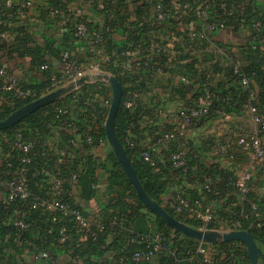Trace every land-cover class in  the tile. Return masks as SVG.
<instances>
[{"label":"crops","instance_id":"1","mask_svg":"<svg viewBox=\"0 0 264 264\" xmlns=\"http://www.w3.org/2000/svg\"><path fill=\"white\" fill-rule=\"evenodd\" d=\"M34 8L27 13L25 17L18 14L17 20L12 21L8 29L0 30V39L12 40L17 35V29L20 27L23 32L31 35L33 41L38 42L42 46H49L53 51L44 53L45 64L48 70L39 69L38 65H32L28 56H8V54L0 50V65L6 67L11 73L16 75L23 85L34 86L44 85L47 87V78L52 72L60 74L68 65L60 59V53L63 43L66 40L64 35V27L62 28L60 21L54 19L49 12L46 14L45 9L48 7L49 0H32ZM67 3L69 10L82 8L83 16L89 23L93 32L102 30L105 26V19L108 22H114L113 30L109 43L104 42V49L108 52L120 50L121 47L129 46L139 51L138 57L149 59L156 62L160 66L159 70L144 69L128 64L123 56H112L107 62H100L101 68L98 74H108L116 77H125L126 86L133 87L131 93L134 105L136 102L144 107L145 114L137 124H131L127 129V136L136 140L139 145L143 144L151 147L158 155H162L165 146L160 141L162 132L169 129L173 114L179 107L191 104L196 97L207 87L227 88L231 84L236 83L233 78L235 74L236 63L241 64V51L246 49L249 41L248 29H235L231 25H225L224 28L215 32L205 30L203 21L200 18L191 16L190 11L182 9L183 20L180 23H164L157 22L154 18V8L156 3H168L180 7L186 1L195 2L198 6L207 9L209 20L213 19L215 8L213 5L222 4L224 0H124L123 6H118L116 0H62ZM111 4L108 10L105 5ZM242 12L246 11L248 15L257 14L263 21V35L261 44L264 46V0H242ZM0 25L6 26L0 20ZM144 36L149 38V42L145 41ZM35 39V40H34ZM71 41V40H70ZM153 42L154 44H151ZM157 46L155 48L154 46ZM72 59L75 66L81 68L86 74L92 76L89 81L82 84L90 85V93L88 100L93 109H100L104 100L111 97V88L105 81L98 80L93 77L91 64H94L97 57L85 50L84 46L75 42L71 49ZM191 69V70H190ZM253 81L251 80L250 83ZM105 84L108 88L104 94L100 92V84ZM71 86L65 82L59 87L53 88L52 91ZM255 95L259 92L258 87L253 82ZM139 90H137L138 88ZM72 93L68 91L56 100L64 98ZM0 101H4L0 96ZM55 101V100H54ZM53 101V102H54ZM73 100L66 105L69 114L74 122L73 130L60 129L53 120L46 124L45 130L31 128L28 123H22V129L25 136L32 143V147H40L44 152L49 153V159L43 160L41 164L42 175L50 178L53 173H61L63 167L76 164L73 170L67 173V177L63 178L64 184L67 182L75 184L77 176L81 173L82 164L80 163L82 155L76 154L75 151L81 149L83 142H86V133L80 127L76 126V121L80 119V115L84 113V108H75L72 105ZM264 110V105H263ZM106 120V119H105ZM103 121V120H100ZM217 122V123H216ZM105 124V122H104ZM218 124V125H217ZM217 125V126H216ZM216 127V129L214 128ZM254 128L250 114L247 109L238 113H228L219 121L211 118L204 119L201 123L193 126L189 131V137L195 149L200 150V162L205 165H217L218 167L230 171L235 178L239 177L240 168L246 165L252 166L253 178L251 191L255 192L259 197L264 198V171L261 170V164L254 161L249 153H244L236 148L237 138L249 133ZM72 136L76 144L71 145L66 142L64 135ZM86 134V135H85ZM85 135V136H84ZM84 137V138H83ZM5 135L0 139V161L8 160L10 152L5 150ZM264 141V135H263ZM87 143V142H86ZM232 147L234 155L230 157V152L225 146ZM43 152V153H44ZM112 148L107 141L106 135L101 142L96 143L86 151H79L83 155H92L98 163L96 171V181L92 184L94 189L93 196L83 197L81 188H72L68 191V202L81 208L80 210L90 219L92 224H99L100 219L98 211L104 209L114 192L108 189L106 183L107 169L110 168L109 155ZM113 153V152H112ZM164 164V162L162 163ZM49 166V167H48ZM163 167L162 169H164ZM191 173L183 176L174 175L167 168L161 170L163 179H167L168 184L166 191L160 195L161 207H167V203L172 200L178 189L184 187L186 191L192 192L195 198H203L202 185L193 170ZM27 168L23 165L13 168L9 172L12 178L25 182V174ZM75 175V180H72ZM75 181V182H74ZM66 192V191H65ZM232 194V192H231ZM235 198H240L235 195ZM224 201H216L214 207H219L218 203ZM264 206V204H263ZM257 205L252 203V208L256 209ZM10 208V206H9ZM19 208L13 210H4L0 214V256H3L13 264H46L45 261L37 257V252L33 247L31 240L39 236L31 235L29 232H23L17 237L14 229L9 225L12 217L18 214ZM97 212V213H95ZM95 213V214H94ZM97 223V224H96ZM185 223V222H184ZM187 224V223H186ZM118 226V234L107 233L104 238L102 249L104 252L99 254L97 251H91L86 246L89 237L86 235H76L68 239L69 246L52 244L50 249L54 251V264H72L71 259H76L78 264H126L119 261V254L129 251L131 246L134 248L142 245V237H154L159 233L156 222L147 215L138 217L133 221L118 224L111 221L110 226ZM189 225V224H188ZM224 222L219 227L227 230H236L228 227ZM191 226V225H190ZM193 227V226H192ZM202 229L201 226L195 227ZM210 230V229H209ZM47 233L51 234L48 229ZM53 235V234H52ZM240 242V241H239ZM117 243L118 250L108 249ZM210 244V243H209ZM217 244H210V248L214 251L220 250L218 253L220 260L225 264H236L246 259L242 254H246L245 245H238L240 255L234 252L227 254L217 248ZM82 246L81 253L74 252V249ZM261 249L264 251V247ZM41 250V249H40ZM130 252V251H129ZM247 255V254H246ZM154 257L149 264H156Z\"/></svg>","mask_w":264,"mask_h":264},{"label":"trees","instance_id":"2","mask_svg":"<svg viewBox=\"0 0 264 264\" xmlns=\"http://www.w3.org/2000/svg\"><path fill=\"white\" fill-rule=\"evenodd\" d=\"M77 1V0H74ZM133 2H136L137 0H132ZM227 1V0H224ZM223 1V2H224ZM105 2V0H104ZM118 6L124 5V0H116L115 1ZM222 2V3H223ZM240 3L242 0L239 1ZM168 4V3H163ZM67 3L63 2L62 0H49L48 7L43 8L45 9L46 14H48L49 10L48 8L53 6L57 9L63 11V13H68L70 10L68 6H66ZM221 5V4H220ZM220 5H213V7L216 9L214 12L213 19L209 20H215L218 16V14L221 12ZM237 6L242 9V6H240L237 3ZM112 7V5L109 3L107 6L105 5L104 10H108ZM240 11V10H239ZM240 16H246V17H252V18H258L262 21L260 17L257 16V14L253 13L252 15H248L246 11L237 13L234 15H231L230 17H225V25H231L235 29H240L238 19ZM18 17V7L14 3L10 7H6L4 4V0H0V20L2 23H5L6 26L0 25V30L8 29L10 28L8 24H11L12 21L17 20ZM54 19L61 20V16L56 15L54 16ZM82 19L86 22L87 26L92 30L89 23L85 19L84 16L78 18ZM72 25L73 23L70 21V23L64 27V35L66 37V40L63 43L64 46H70L69 43L72 41L74 44L75 41H73V32H72ZM263 25V21H262ZM114 26V22H108L107 19H105V26H103L102 30L95 31L96 33H101L102 37L104 39V42L106 43L111 42L110 36L112 33V28ZM263 27V26H262ZM17 35L12 40H3L0 39V50L5 51L8 56L12 57L14 55L23 57L28 56L31 59V64L34 65H42L45 62L44 53L46 51H53V49H50L49 46L45 45L42 46L38 42L33 41V37L25 32H23V29L20 27L16 30ZM93 32V30H92ZM263 35V28L262 33L260 34V38L256 42V46L254 49H252L250 40L247 43L246 49H243L241 51V64L239 72H235L233 75V78L236 79L235 84H231L225 88V86H222L220 88H213V87H207L208 92L214 95L213 97V111L211 115L207 118L215 119V118H221L223 114L228 113H238L240 111H243L246 109V106L249 103V93L253 92L255 93V88L253 86V82L258 87L259 92L256 96V102L260 109V112L264 114L263 105H264V46L261 44V39ZM35 40V39H34ZM71 40V41H70ZM77 43V42H76ZM61 51L57 50V54ZM88 52V51H87ZM88 55H90V52H88ZM146 69V68H144ZM191 70V69H190ZM241 75H246L250 77V79L253 81L249 84V87L244 89L241 87L239 83V79ZM118 82L121 85L122 88V94H121V100L119 104V108L116 112L115 119H114V131L115 134L122 144L124 150L126 151V154L132 164V168L139 179L140 183L142 184L145 192L159 205H161L160 195L166 191L168 181L167 179L162 178V174L159 173L158 168H161V170H165L166 168L170 170L174 175L183 176L185 174L191 173V169L195 166V169L193 172H195L196 177L199 178L202 189H203V181L205 177H210L214 185L216 187V195H213L215 198V201H221L224 199L222 203H218L219 207H214V216L216 219H219L220 221L227 222L229 225L228 227L236 230H246L252 235H254L257 239V244L259 247H264V198L259 197L255 192L251 191L252 186V180L249 183V190L245 194L244 197H240L239 194L235 192V190L229 186V183L231 181L236 180L233 176V173L230 171L224 170L217 165H205L203 162H200V150L195 149L192 141L190 139V148L189 153L187 156V169L181 170V168L176 169L171 166V163L169 161L168 155L170 151L174 148L172 144L170 145H164L165 150L162 152V155H158L154 150L146 145L140 144L133 140V138L127 136V129L131 124H137L138 121L142 118V116L145 114V109L143 106L136 104L131 108H126L124 106V101L130 97H132L131 93L134 91L133 87L126 86V78L120 77L119 75L116 76ZM31 89H33V95L27 99H16L12 94L6 93L0 90V96L3 97L4 101H0V120H3L6 118L11 112L14 110L20 108L21 106L29 103L30 101L39 98L45 93V86L44 85H34L29 86ZM100 92L104 94L105 89L108 88L105 84H100ZM138 88V87H137ZM139 90V88L137 89ZM204 92V91H203ZM90 93V85H83L80 87L79 91L77 93H70L66 95L64 98L55 100L54 102H51L47 105H44L43 107L37 109L21 121L17 122L16 124L10 126L7 129L0 130V139H2V136L5 135L7 143L4 144L5 150L10 152V156L8 157V160H1L0 161V177L4 180L11 179L12 176L9 173L11 169L18 168L23 166L24 164L20 163L18 161V156L15 151L11 148V138L13 133L18 130V128L22 127V123H28L29 126L33 128H37L39 130H45L46 124L50 122L51 120L55 121L53 118V108L60 107L63 105H68L72 100V105H75V108H84V113L80 115V119L76 121V126L80 127V130L82 129L85 131L86 134H89L94 141L90 143L83 142L81 149H78L75 151L76 154L82 155L81 157V164H82V170L81 173L78 174L77 181L75 182L76 188H81V194L83 197H91L94 194V189L92 188V184L96 181V171L98 169V163L97 160L92 155H83L79 153V151H86L90 147L94 146L97 143V139L99 138H105V127H104V121H98L95 123H91L90 121V113L92 111L95 112V108L93 109L92 106H90V103L88 100ZM201 94V93H200ZM218 110L221 113L219 115L215 114L214 111ZM98 111V109H96ZM206 119V118H205ZM204 120V119H203ZM202 120V121H203ZM74 123V122H73ZM75 126V125H74ZM22 130V128H21ZM24 131V130H23ZM163 133V132H162ZM161 133V135H162ZM85 134V135H86ZM84 135V136H85ZM160 135V137H161ZM64 138L68 144H70V140L73 139L72 136H68L67 134L64 135ZM84 138V137H83ZM126 139H129L131 142L134 143V148H130L127 144ZM74 140V139H73ZM75 141V140H74ZM148 148L152 155L156 158V165L151 166L147 162L143 161L139 154L140 152ZM42 148L40 147H32V159L29 164H25L24 166L27 168V172L25 174V184L27 189L34 195L42 196L46 192L48 188V178L41 173V164L43 160L50 161V154L47 152H44ZM110 158V168L107 169V175H106V183L108 189H111L114 192V196L111 197L104 209H101L98 211L99 215L101 214L100 219L97 221L99 224L95 225L92 224L90 227V236L88 241L86 242V246L90 248L91 251H97L99 254H102L104 250L102 249V245H104V238L107 233H114L118 234V226H110V222H116L118 224L121 220V224L127 223V221H133L134 219L138 217H144L147 215L149 218L153 219L157 226L159 233L162 236V244L163 248L161 251H159L156 254V264H176L177 260L187 261L189 258H191L193 255H195V249L198 245L199 241L187 237L180 232L170 228L160 217L152 213L149 209H147L142 202L138 199L136 192L131 185L126 173L124 172L121 165L118 163L117 159L115 158L114 154L111 152L109 155ZM164 162V164H162ZM77 164V163H76ZM76 164L69 165L70 167H63L61 169V173L59 175L61 178L67 177V173L71 170H73V167H75ZM49 167V166H48ZM165 167L164 169H162ZM62 178V179H63ZM75 178V179H76ZM74 178L72 180H75ZM73 184L71 183H65L64 184V194L62 196V200L65 202H68V191L72 190L74 188ZM66 191V192H65ZM181 191L185 194H187L189 197L193 199L195 198L192 192L186 191L184 187H181L178 189V192ZM177 192V193H178ZM237 195L240 200L235 198L234 195ZM202 193L204 194L205 198L211 197L210 193L202 190ZM192 194V195H191ZM200 199V198H198ZM69 203V202H68ZM252 203L257 205L256 209L252 208ZM70 204V203H69ZM74 205V204H71ZM10 206V208H9ZM76 206V205H74ZM21 207L20 203L15 202L10 205H4L0 207V214L4 212V210H10L14 208ZM78 207V206H76ZM79 208V207H78ZM168 213H170L172 216L177 218L178 220L185 222L193 227L200 226L198 221L188 218L183 215H177L175 214L171 209L168 207H163ZM81 209V208H79ZM25 213L27 215L28 220L31 221L32 226L29 229V233L31 235H37L39 237L33 238L31 240V243L36 251L40 249H48L50 250V246L52 244L57 243L56 237V228L58 226L57 223H50L48 221V216L46 214H41L40 209L30 210L26 209ZM97 213V212H95ZM94 213V214H95ZM102 227L101 231H99V227ZM220 226V225H219ZM219 226H217L219 228ZM51 229V234L47 233V230ZM53 234V235H52ZM76 233H73L71 237L76 236ZM68 241V240H67ZM65 241L63 244L69 246V242ZM243 245L242 242L239 241H230V242H221L217 245L218 249H221L222 252H226L230 255V253H235L236 255H240V251L238 249V245ZM117 251L118 246L117 243H114L111 246L108 247V249H114ZM129 251L121 252L119 255H128L132 253L136 247L131 246L129 248ZM82 246L78 247V249H74V252L81 253ZM174 251V253H172ZM220 252V250H218ZM217 251V253H219ZM118 255V256H119ZM245 258H247L246 254H242ZM126 264H135V263H129L124 262ZM223 263V262H222ZM137 264H149V262H140ZM189 264H197L194 260L190 262ZM225 264V263H224ZM230 264V263H228ZM260 264H264V260H261Z\"/></svg>","mask_w":264,"mask_h":264},{"label":"built area","instance_id":"3","mask_svg":"<svg viewBox=\"0 0 264 264\" xmlns=\"http://www.w3.org/2000/svg\"><path fill=\"white\" fill-rule=\"evenodd\" d=\"M240 0H227L220 5V13L215 20L209 21L208 12L206 8L198 6L195 2L186 1L180 7L171 4H163L162 2L156 3L154 8V18L157 22L164 23H180L183 20V10L190 11L191 16L200 18L205 26V30L208 32H215L218 29H222L225 26V17L241 13ZM14 3L18 7V14L21 17H25L29 11L34 8L32 0H4L6 7H10ZM49 13L53 16H61L60 24L66 27L70 21L73 23V41L81 43L85 50L90 54L97 57L98 61L91 64L92 74L100 73L101 64L99 61L107 62L112 56H123L126 58L128 64H132L139 68H150L151 70H159L160 66L156 62H151L149 59H143L138 57L139 51L127 47H121L120 50H114L112 52L106 51L104 47V39L101 33L92 32L87 26L86 22L82 19H78L83 16L84 11L82 8L70 10L68 13L57 9L56 7H49ZM240 10V11H239ZM240 29H248L249 40L251 42L252 49L255 48L256 42L260 38L262 33V21L258 18H250L249 16H240L238 19ZM145 41L149 42V38L144 36ZM151 44H154L151 42ZM69 45L73 46L72 41ZM155 48L157 46L152 45ZM72 47L64 46L60 52V59L63 63L68 65L60 74L56 72L50 73L47 78L48 85L45 87V94L52 91L53 88L59 87L65 82L73 85L74 82L85 75V71L75 66V61L72 59L71 54ZM239 62L236 63L235 72H239ZM41 70H48L47 64L39 66ZM250 77L241 75L239 83L242 88L246 89L250 84ZM82 85H73L70 90L73 93H77ZM0 90L6 93L12 94L16 99H27L33 95V89L27 85H23L20 79L11 73L6 67L0 65ZM42 95V96H43ZM41 97V96H40ZM213 97L214 95L208 91H204L199 94L196 99L189 105L179 107L173 114L172 123L166 131H164L160 137V141L163 145L172 144L174 148L170 151L168 158L173 168L181 170L187 169V156L190 148V129L201 123L203 119L209 117L213 111ZM111 97L105 99L101 108L95 112L90 113L91 123L105 120L108 108L110 106ZM126 108L134 106V100L130 97L124 101ZM247 111L250 114L251 121L254 124V128L247 134L237 138L236 148L244 153H249L254 161L261 164L264 167V114L260 112V109L256 102V95L253 92L249 93V103L246 106ZM219 115L221 112L214 111ZM221 118H215L214 120H220ZM53 118L55 124L62 130H73L74 123L70 117L69 109L66 105L53 108ZM86 142L90 143L93 138L87 134L85 137ZM96 141V140H95ZM102 138L97 139V143L101 142ZM130 148H134V143L129 139H126ZM71 145H75L76 142L71 139ZM11 148L17 153L18 161L22 164H29L31 162L32 155V143L25 136L23 129L18 128L11 138ZM225 149L230 152V157H233L234 152L231 146L226 145ZM140 158L150 164L156 165V158L152 155L148 148L143 149L140 154ZM264 171V169H263ZM48 178V188L44 195L38 196L32 194L26 187L24 181L11 178L4 180L0 177V207L4 205H10L18 202L21 207L18 214L12 217L9 225L14 229L15 235L19 237L23 232H28L32 226L30 220H28L25 213L26 209L35 210L40 209L41 214L48 216V221L52 224L57 223L56 228V240L58 244H63L67 241L73 233L78 235L90 236V227L92 223L90 219L84 216L82 211L74 206L62 200L64 194V181L59 175V172H55ZM75 178V175H72ZM253 178L252 166L246 165L240 168L239 177L231 181V186L240 197H244L249 190V183ZM204 191L210 193L211 197L193 199L187 194L179 191L176 196L167 203V207L171 209L177 215H183L188 218L198 221L202 229L216 230L222 232L224 227H217L222 225V221L216 219L214 216V204L216 195V187L213 180L210 177H205L203 181ZM102 227H99L101 231ZM51 230V229H50ZM231 231V230H227ZM143 242L141 246L137 247L132 253L128 255H119V261L121 262H150L156 254L162 250V236L158 233L154 237H142ZM174 253V251H172ZM37 257L46 264H54V251L52 249H41L37 252ZM194 260L197 264H224L220 260V257L216 251L210 248L209 243L199 241L195 249V255L189 258L187 261H178L176 264H189ZM72 264H78L76 259H71ZM0 264H13L9 259L0 256ZM236 264H249L248 258L245 263L242 260L236 262Z\"/></svg>","mask_w":264,"mask_h":264},{"label":"water","instance_id":"4","mask_svg":"<svg viewBox=\"0 0 264 264\" xmlns=\"http://www.w3.org/2000/svg\"><path fill=\"white\" fill-rule=\"evenodd\" d=\"M91 77L92 76H90V74L83 75L82 77L77 79L73 85H82L89 81ZM93 77L97 78L98 80L107 82L111 88V101L104 124L105 135L108 143L112 148V152L115 158L126 173L131 185L136 192L138 199L142 202V204L152 213L160 217L170 228L197 241L210 244L230 241L242 242L246 247V254L249 264H260V260H264V251L261 249V247L258 246L256 237L248 231L231 230L219 232L216 230H206L192 227L172 216L145 192L142 184L140 183L132 168V164L126 154V151L124 150L114 131V119L119 108L122 94L121 85L118 82L117 78L112 75L96 74ZM73 85L51 91L14 110L6 118L0 120V130L9 128L37 109L53 102L64 93L70 91Z\"/></svg>","mask_w":264,"mask_h":264},{"label":"rangeland","instance_id":"5","mask_svg":"<svg viewBox=\"0 0 264 264\" xmlns=\"http://www.w3.org/2000/svg\"><path fill=\"white\" fill-rule=\"evenodd\" d=\"M215 121H219V120H215ZM216 123H217V122H216ZM217 125H218V124H217ZM217 125H216V126H217ZM214 128L216 129V127H214ZM260 169L263 170L264 167H262V168H260ZM260 262H261V260H260ZM260 262H259V263H260Z\"/></svg>","mask_w":264,"mask_h":264}]
</instances>
